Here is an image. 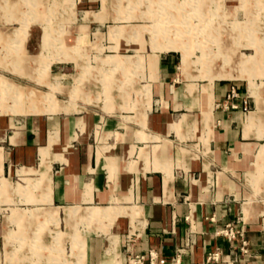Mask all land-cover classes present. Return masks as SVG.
Returning <instances> with one entry per match:
<instances>
[{"label":"crops","instance_id":"0c3cea01","mask_svg":"<svg viewBox=\"0 0 264 264\" xmlns=\"http://www.w3.org/2000/svg\"><path fill=\"white\" fill-rule=\"evenodd\" d=\"M138 1L131 4L129 0L130 6L118 9V14L124 13L126 19L150 18L151 10L160 9L149 0ZM89 14L86 10L84 17ZM143 27L149 31L151 26ZM70 29L72 44L87 53L82 39L100 32L94 20H80ZM113 29H123L122 35L135 38L140 31L124 24ZM110 47L118 50V43ZM178 52L113 53L143 57L144 76H139L148 83L139 84L135 78L130 87L136 84L135 91L140 93L143 85L151 88V107L144 123L137 111L142 106L134 98L139 108H132L137 111L132 117L69 113L71 108L78 110L77 105L55 112H0V183L6 185L0 189V241L8 255L17 254L16 260L29 256L27 243L40 238L51 247L43 251L45 255L55 252L80 264H111L122 254L121 244L124 256L129 250L138 253L153 248L167 260L154 264H172L176 253L179 261L174 264H264V89L258 101L249 85L216 78L210 113L205 114L203 86L208 80L200 76L199 63L192 64L195 72L188 70L190 76L185 75ZM232 86L237 91L234 96L229 95ZM89 92L93 95L97 90L87 88L85 102ZM128 101L114 100L122 105ZM94 105L109 112L102 104ZM195 139L205 149L195 148ZM15 203L32 206H11L4 215L2 205ZM61 219L70 228L72 220H83L89 231L84 235L77 225L73 227L70 253L63 246L66 231L59 228ZM232 220L245 223L248 253L215 233L219 225ZM11 223L17 228H11ZM111 230L110 243L95 233ZM10 234L16 237L8 249ZM15 245L18 250L12 253ZM215 247L224 261L206 262L207 252Z\"/></svg>","mask_w":264,"mask_h":264},{"label":"rangeland","instance_id":"374dc122","mask_svg":"<svg viewBox=\"0 0 264 264\" xmlns=\"http://www.w3.org/2000/svg\"><path fill=\"white\" fill-rule=\"evenodd\" d=\"M128 1L0 0V112H55L77 105L79 109L71 108L69 113H90L97 117L99 114L124 113L132 117L138 111L144 123V115L151 107V88L143 85L144 90L140 93L135 91L136 84L130 87L135 78L139 84L148 83L139 76H144L143 57L137 56L135 59L134 55L113 54L115 52L142 53L146 56L177 50L178 55V51L182 54L181 68L187 76H190L188 70L195 72L192 64H201L200 76L208 80L203 86L205 114L210 113L211 87L216 78L233 79L244 87L249 85L251 94L258 101L261 100L259 93L264 89V0H149L151 5L160 8L158 11L151 10V19L138 16L126 19L128 16L124 13L119 15L117 10L130 6ZM140 7L146 8L144 5ZM86 10L90 12L88 17H84ZM80 20L82 23L94 20L100 30L82 39V45L88 47V53L79 45L72 44L74 35L70 27ZM120 24L139 28L137 38L131 34L122 35L125 32L123 29H113ZM143 25L151 26L148 29L150 32ZM114 43H118V50L110 47ZM26 71H32L37 77L28 76ZM87 88L97 90V93L92 95L89 92L85 97L88 103L83 100V92ZM207 88L210 89L208 93ZM262 94L264 96V92ZM117 97L120 101L129 100V104L114 102ZM133 98L142 108L132 101ZM250 98L253 103V97ZM94 104H102L109 112ZM262 107L264 110V103ZM116 108L126 110H114ZM132 108L139 109L135 111ZM173 126L177 127L176 124ZM192 142L195 148L205 149L201 140L195 139ZM5 186V183H0V189ZM14 196L16 201V194ZM11 206L32 205H2L4 215L10 213ZM58 213L64 217L63 212ZM75 220L71 222L72 228L63 219L59 222V228L66 231L62 239L64 249L69 253L73 227L77 225L80 234L86 235L89 232L83 220L78 223ZM10 227L17 228L13 223ZM95 233L108 243L114 234L112 230L108 233ZM15 237L14 234L9 235L8 249L14 245ZM19 242L21 244L23 240ZM27 244L30 255L16 260L17 254L8 255L1 240L0 264H8V261H22L19 264H80L79 260L71 261L55 252L45 255L43 251L51 247L40 238H34ZM120 247L122 254L119 253L111 264H124L125 246L121 244ZM14 248L12 253L18 250L16 245ZM6 256H9L8 261Z\"/></svg>","mask_w":264,"mask_h":264},{"label":"built area","instance_id":"2783aa9c","mask_svg":"<svg viewBox=\"0 0 264 264\" xmlns=\"http://www.w3.org/2000/svg\"><path fill=\"white\" fill-rule=\"evenodd\" d=\"M237 91L232 86L229 95H236ZM215 233L224 236L228 240L234 242L236 248L239 249L241 253H248V237L246 233V226L244 222L237 224L236 221H229L224 224L219 225L215 229ZM130 239V238H129ZM124 264H144L146 261L154 264L156 261L159 263H166L167 260L164 257H158L157 251L153 248L149 249L147 252H133L128 251L124 256ZM206 262L209 261H224L222 253L218 247L209 250L206 254ZM179 261V254L176 253L171 257L170 262L172 264Z\"/></svg>","mask_w":264,"mask_h":264},{"label":"bare ground","instance_id":"6f19581e","mask_svg":"<svg viewBox=\"0 0 264 264\" xmlns=\"http://www.w3.org/2000/svg\"><path fill=\"white\" fill-rule=\"evenodd\" d=\"M224 43H225V42H224ZM228 47H229V46H228ZM228 47H227V48H228ZM218 57H219V56H218ZM214 72H215V70H214ZM223 74H224V73H223ZM206 91H207V93H208V92H210V89L207 88ZM207 97H208V96H207ZM206 99H207V98H206ZM208 100H209V99H208ZM207 104H208V103H207ZM207 106H208V105H207Z\"/></svg>","mask_w":264,"mask_h":264}]
</instances>
